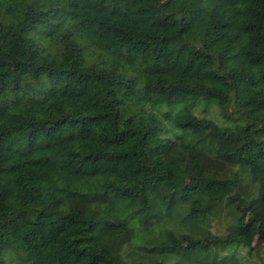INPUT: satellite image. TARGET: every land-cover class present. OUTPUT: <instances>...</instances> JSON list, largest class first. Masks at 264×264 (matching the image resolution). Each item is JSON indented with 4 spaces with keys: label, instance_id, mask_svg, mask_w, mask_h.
I'll list each match as a JSON object with an SVG mask.
<instances>
[{
    "label": "trees",
    "instance_id": "trees-1",
    "mask_svg": "<svg viewBox=\"0 0 264 264\" xmlns=\"http://www.w3.org/2000/svg\"><path fill=\"white\" fill-rule=\"evenodd\" d=\"M240 248L264 264V0H0V264Z\"/></svg>",
    "mask_w": 264,
    "mask_h": 264
},
{
    "label": "rangeland",
    "instance_id": "rangeland-1",
    "mask_svg": "<svg viewBox=\"0 0 264 264\" xmlns=\"http://www.w3.org/2000/svg\"><path fill=\"white\" fill-rule=\"evenodd\" d=\"M210 117H212L215 120H218L219 122L222 121L221 112L217 106H211L210 107ZM214 230L219 232V227L217 226ZM238 256L244 260V264H257L255 262H253L252 260H250L249 258H246V249L245 248H240L238 250Z\"/></svg>",
    "mask_w": 264,
    "mask_h": 264
}]
</instances>
